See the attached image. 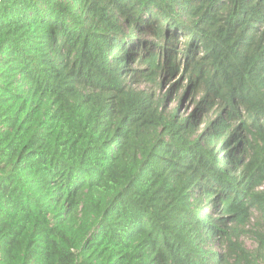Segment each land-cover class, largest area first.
<instances>
[{
    "label": "trees",
    "instance_id": "obj_1",
    "mask_svg": "<svg viewBox=\"0 0 264 264\" xmlns=\"http://www.w3.org/2000/svg\"><path fill=\"white\" fill-rule=\"evenodd\" d=\"M263 184L264 0H0V264H258Z\"/></svg>",
    "mask_w": 264,
    "mask_h": 264
},
{
    "label": "rangeland",
    "instance_id": "obj_2",
    "mask_svg": "<svg viewBox=\"0 0 264 264\" xmlns=\"http://www.w3.org/2000/svg\"><path fill=\"white\" fill-rule=\"evenodd\" d=\"M154 41V39H150ZM177 50L182 48L184 40L181 39L177 43H174ZM161 81V75L158 77V83ZM186 79L183 73L179 72L175 75L169 77H163L162 87L159 89L158 84L153 88L154 96L157 97L160 94H165L169 91V96L166 98L165 107L168 111L176 107V112L179 115H186L194 110L196 99L193 98V92L191 89H186ZM264 189V184L262 186ZM256 229H264V224L262 219L259 218L258 214H255L254 218L248 226H246L240 236L237 239L239 245L248 251H253L256 248V242L251 231ZM217 251L224 253L227 251V246L222 244L216 249ZM254 260L256 259L258 264H264V254L257 256V252L253 254Z\"/></svg>",
    "mask_w": 264,
    "mask_h": 264
}]
</instances>
